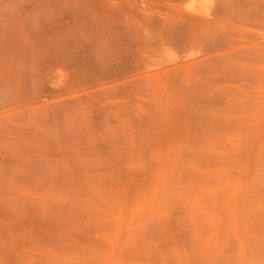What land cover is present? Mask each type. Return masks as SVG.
Masks as SVG:
<instances>
[{"label":"rangeland","instance_id":"1","mask_svg":"<svg viewBox=\"0 0 264 264\" xmlns=\"http://www.w3.org/2000/svg\"><path fill=\"white\" fill-rule=\"evenodd\" d=\"M0 264H264V0H0Z\"/></svg>","mask_w":264,"mask_h":264},{"label":"bare ground","instance_id":"2","mask_svg":"<svg viewBox=\"0 0 264 264\" xmlns=\"http://www.w3.org/2000/svg\"><path fill=\"white\" fill-rule=\"evenodd\" d=\"M200 2H203L204 0H199ZM163 66H165V65H163Z\"/></svg>","mask_w":264,"mask_h":264}]
</instances>
